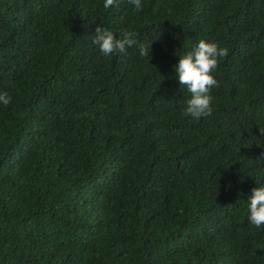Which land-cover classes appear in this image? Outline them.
I'll use <instances>...</instances> for the list:
<instances>
[{
    "label": "trees",
    "instance_id": "obj_1",
    "mask_svg": "<svg viewBox=\"0 0 264 264\" xmlns=\"http://www.w3.org/2000/svg\"><path fill=\"white\" fill-rule=\"evenodd\" d=\"M0 0V264H264V0ZM97 26L152 43L104 56ZM228 50L212 114L175 68ZM163 77V80H161Z\"/></svg>",
    "mask_w": 264,
    "mask_h": 264
},
{
    "label": "clouds",
    "instance_id": "obj_2",
    "mask_svg": "<svg viewBox=\"0 0 264 264\" xmlns=\"http://www.w3.org/2000/svg\"><path fill=\"white\" fill-rule=\"evenodd\" d=\"M135 6L136 11L142 10L141 0H128ZM118 0H104V8L117 5ZM137 33L125 31L121 38H115L114 33L105 27L97 26L91 36L92 43L98 46L104 56L114 52L127 55V49L138 46L141 56L150 57L152 43L139 42ZM228 55L226 48L216 43L200 40L192 51L180 57L178 66L175 68L176 77L180 86H185L191 94L187 100L184 115L199 120L212 114V99L210 91L218 86L213 72L218 66V59ZM163 80V77H161ZM11 101L8 93H0V104L7 106ZM264 133V132H262ZM248 221L255 228L264 226V186L254 188L248 202Z\"/></svg>",
    "mask_w": 264,
    "mask_h": 264
}]
</instances>
